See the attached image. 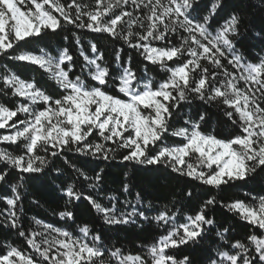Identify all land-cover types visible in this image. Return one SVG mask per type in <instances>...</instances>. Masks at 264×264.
I'll return each mask as SVG.
<instances>
[{
	"label": "snow or ice",
	"instance_id": "1",
	"mask_svg": "<svg viewBox=\"0 0 264 264\" xmlns=\"http://www.w3.org/2000/svg\"><path fill=\"white\" fill-rule=\"evenodd\" d=\"M259 13L264 0H0V96L19 98L0 103V226L25 242L0 244V264H264V54H246L264 53V16L243 27ZM65 25L75 53L49 43ZM85 29L106 35L111 59L80 38ZM9 63L38 66L59 95ZM150 65L167 78L157 82ZM192 100L218 109V128L207 130L201 107L173 127ZM169 170L211 191L185 185L171 207H157L149 189ZM34 184L55 185L62 204L57 222L34 217L26 229L20 205ZM233 188L247 191L229 196ZM218 206L251 231L237 237L217 221ZM114 228L140 239L139 251L111 244Z\"/></svg>",
	"mask_w": 264,
	"mask_h": 264
},
{
	"label": "trees",
	"instance_id": "2",
	"mask_svg": "<svg viewBox=\"0 0 264 264\" xmlns=\"http://www.w3.org/2000/svg\"><path fill=\"white\" fill-rule=\"evenodd\" d=\"M81 3H87L89 5H94V0H80ZM207 2V0H204ZM255 11V10H254ZM262 16L264 13H259L255 17L249 16L245 21L243 27H249L250 22L256 28H259L262 23ZM65 28L68 29L67 31L61 33L59 36H54L50 40L51 48L55 51H59L64 46H70L73 52H76L74 41L71 40V26L65 25ZM78 33L81 34V39L87 43L89 40H93L94 38L98 40L100 46L102 48L106 47L108 49V59H111V49L113 47L112 42L106 37V35L101 34H93L87 32V30H76ZM67 35L70 37L69 41H65L63 37ZM256 42L253 41V44ZM116 47H120V44H116ZM40 47H44V45H40ZM249 59H255L256 57L264 54L261 53L259 47H249L248 52L246 53ZM125 58L131 55L133 57V61L135 65L142 67L143 66V58L140 57L134 50L128 49L125 46ZM8 63L5 58H0V66ZM227 66V65H226ZM229 70L232 71L230 66ZM9 69L13 71H17L21 78L30 80L35 78L36 80H43L44 81V88L56 95H59V89L56 85L55 81L52 80L47 73L43 70L39 69L38 66H26L23 64H15L9 63ZM149 75L154 77L155 80L158 82L160 80L166 79L167 74L162 72L159 66H152L150 65V72ZM19 98L12 97L11 95L4 97L0 96V103L6 104V106L13 105ZM36 107H39L37 105ZM197 107L208 108L209 113L212 116V120L210 126L208 127V131H211L213 128H218V122L216 118V113L218 109L212 105H203L202 102L198 100H192L191 105L189 104H182L179 112L177 113V118L172 122L173 127H180L183 125V117L185 113H191L195 111ZM21 118H23L21 116ZM3 130H0L2 132ZM168 143H179L181 142V138L178 137H171L168 138ZM0 147H5L4 145H0ZM15 146L9 148V151H14ZM67 155L75 159V155L73 153H67ZM63 157L57 161V164H61ZM115 164H119V157L114 162ZM113 176L120 175L121 172H131L132 166L129 165L127 168L121 169L120 167H113L111 169ZM109 185L112 187H118L117 185H113L111 178L109 179ZM185 185L189 187L195 185V191L199 195L204 191H211V189L207 186L201 187L197 182H192L189 178L181 177L178 174L171 173L169 170L165 176L158 182L155 189H149L151 193V197H157L158 199L154 200V203L157 207L163 208L164 205H168L171 207V201L179 197V192L185 188ZM6 188V186H5ZM5 188H0V192H3ZM247 191L246 188H233L229 190V196H243V194ZM34 201H39V203H34ZM62 204V200L60 198V194L55 190V185H51L49 187H41L39 184H34L31 188L27 189V198L23 201L20 205L19 214L22 217V222L24 227L27 229L29 227H36L33 223V218L42 219L45 222H52L55 223L58 221V216L54 215V212L59 210L60 205ZM6 207V204L3 201H0V210ZM218 222L227 223L232 225L234 234L237 237H244L251 231L249 225L245 222L241 221L238 217H234L232 213L228 212L226 209L222 207H217L215 212L213 213ZM62 223V222H61ZM59 226V225H58ZM109 236L111 237L110 243L116 246H122L123 248L127 249L131 253L135 254L139 251L137 245L141 243L140 239H136L135 235L132 232H126L123 229H113ZM141 239L147 243L152 242V233H145L141 237ZM5 240L8 243L15 244L16 246L24 247L25 242L23 238L18 237L14 231H9L3 226H0V244H4ZM2 250V249H0Z\"/></svg>",
	"mask_w": 264,
	"mask_h": 264
}]
</instances>
